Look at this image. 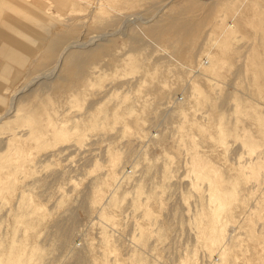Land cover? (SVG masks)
<instances>
[{
    "label": "rangeland",
    "instance_id": "1",
    "mask_svg": "<svg viewBox=\"0 0 264 264\" xmlns=\"http://www.w3.org/2000/svg\"><path fill=\"white\" fill-rule=\"evenodd\" d=\"M20 1L0 263L264 264V0Z\"/></svg>",
    "mask_w": 264,
    "mask_h": 264
},
{
    "label": "bare ground",
    "instance_id": "2",
    "mask_svg": "<svg viewBox=\"0 0 264 264\" xmlns=\"http://www.w3.org/2000/svg\"><path fill=\"white\" fill-rule=\"evenodd\" d=\"M5 1H7V3H8L7 9H9V10L4 13V10H7V9L3 8ZM21 6H24V4L21 3L20 0H0V26L1 27H9V29L13 30L15 21L18 18V16L16 15V13H17L16 11L19 10ZM10 12H12V14H9ZM4 36H5V40L10 41L12 43V45H14L12 38L8 34L3 35V37ZM77 43H79V42H74V43L68 45L65 49L62 50L63 53L69 47L75 46ZM47 73H45V74H47ZM51 73H52V71H51ZM45 74L39 75L36 79H38L41 76H44ZM13 103H14V98H12L11 103H10L11 109L13 108ZM10 111L11 110H9V109L6 110L7 113H9ZM195 168H197L196 171L199 172L198 167L195 166ZM232 197H233L232 193L222 191L221 188H219V187H215V189L213 190V193L211 196V199L213 202V207H212L213 210H212V217L209 219V223H210L212 230H213L212 242L214 244L222 243V241L226 238V235H227L226 233L228 230V224H227L228 222L227 223H221L219 220V217L224 212L228 201H230ZM13 248H16L15 244H13ZM18 255L19 254L14 253V251L12 253H10L9 259L7 260L6 264H21V260L19 259L20 255L19 256ZM34 264H37V263H34Z\"/></svg>",
    "mask_w": 264,
    "mask_h": 264
}]
</instances>
